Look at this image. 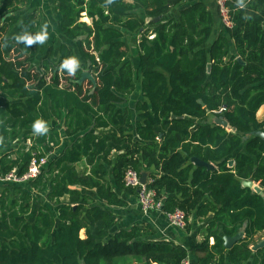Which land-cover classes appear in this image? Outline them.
<instances>
[{
  "label": "trees",
  "instance_id": "trees-1",
  "mask_svg": "<svg viewBox=\"0 0 264 264\" xmlns=\"http://www.w3.org/2000/svg\"><path fill=\"white\" fill-rule=\"evenodd\" d=\"M55 1L58 31L76 54L61 45L55 61L51 47L38 65L27 43L34 16L10 33L17 8L0 4V179L50 154L35 179L0 181V264L249 260L253 237L264 231L263 196L243 186L253 182L264 193V140L255 135L264 133L256 118L264 105V0H228L231 28L217 34L203 2ZM36 122L47 131L36 132ZM128 169L148 171L162 212L181 210L187 228L189 218L209 217L203 240L186 249L147 239L148 225L120 227L121 195L135 196L124 186ZM238 231L243 238L226 249L223 238ZM255 262L264 264V247Z\"/></svg>",
  "mask_w": 264,
  "mask_h": 264
},
{
  "label": "crops",
  "instance_id": "crops-1",
  "mask_svg": "<svg viewBox=\"0 0 264 264\" xmlns=\"http://www.w3.org/2000/svg\"><path fill=\"white\" fill-rule=\"evenodd\" d=\"M6 1L8 0H0V4ZM9 1L11 2V5L13 4V7L17 8L15 14L19 18L18 23L9 29L10 33L16 30L22 23H24L29 16H34L33 31L28 36V38H31L33 40V43L31 44L34 45L37 49V60L35 63L36 65L39 64L41 58L51 47H53L52 58L55 61H57L59 57L58 52L59 47L61 45H66L68 47L73 48L76 54L74 43L64 38L58 31V24L60 22L61 17L59 11L57 10V3L55 0ZM126 1L129 2L130 0ZM194 2H203L207 5L210 11H213L215 16V25L213 27V31L215 34L219 33L221 30H224L222 22L215 11L214 0H190L188 3ZM10 11L11 9L9 7L8 11L4 15V18L12 15ZM82 21L90 23L87 18H83ZM37 36H44L45 39L43 40V42H41L40 40L36 39ZM133 47L136 51V46H134V44ZM77 58L78 57H75V60ZM262 112H264V105L259 109L256 114V118L259 121L264 120V115H262ZM61 149L62 146L55 149L54 155L59 154ZM121 196L127 202V206L121 209L114 210L120 217V221L118 223L120 227H130L135 224L148 225L151 228V233L147 235V239L161 240L180 244L186 249H189L190 247L199 244L203 240L204 231L206 230V225L208 223V220L210 219L209 217L200 219L193 216L188 219L190 227L187 228L186 226L184 230H179L169 227L162 213L150 212L148 214H144L140 210L136 201V197L134 195L124 194ZM213 242V238H209V244L212 245ZM261 242H264V231L259 232L253 237L252 243L250 245V250L253 252V255L249 260H247L246 262L231 263L229 259L226 258L224 264H257V262H255V253L258 250L262 249L264 245L255 250L253 249V247L257 244H260ZM187 260L190 262V264H198L196 259L192 255L189 256Z\"/></svg>",
  "mask_w": 264,
  "mask_h": 264
},
{
  "label": "built area",
  "instance_id": "built-area-1",
  "mask_svg": "<svg viewBox=\"0 0 264 264\" xmlns=\"http://www.w3.org/2000/svg\"><path fill=\"white\" fill-rule=\"evenodd\" d=\"M215 1L218 7V12L221 18L223 28H231V22L229 20V11L227 8L228 0ZM223 110L224 108L222 109V111ZM49 155L50 154H46L43 157H36V155H34L31 159V162L29 163L28 170L24 174L18 175L16 171L13 170L7 176L0 179V181L20 184L35 179L37 175L40 174L41 170L46 166ZM140 174L141 173L135 170L128 169L125 172L123 179L124 186L126 188L134 189L136 201L140 210L144 214H148L150 212L162 213L169 227L184 230L187 225V218L185 213L178 209L174 210L171 213H163L162 201L156 200L155 192L147 187V182L146 184H142L140 182ZM182 264H190V262L186 259L182 262Z\"/></svg>",
  "mask_w": 264,
  "mask_h": 264
},
{
  "label": "water",
  "instance_id": "water-1",
  "mask_svg": "<svg viewBox=\"0 0 264 264\" xmlns=\"http://www.w3.org/2000/svg\"><path fill=\"white\" fill-rule=\"evenodd\" d=\"M156 20H158V18H155L154 21H156ZM238 61H240V60L238 59ZM71 64H73V61H71ZM208 68H210V65H208ZM84 77H87L91 81H94L93 78L91 77V75L89 73H87V72H84L82 74V78H84ZM198 103L201 104L202 106H204V104L202 103L201 100H199ZM172 118H174V117H172ZM215 122L218 125L222 126L223 128H227L228 127V123L225 120L221 119V118L215 119ZM230 130L234 131L235 129L231 128ZM255 135L260 136L264 140V133L256 132ZM191 162H193L196 167H205L208 170H213L215 168V166L213 164L205 163V162H203L201 160H198L196 158H192ZM228 166H230V167L233 166V161L232 160H230L228 162ZM147 178H148V172L147 171H142L141 174H140V182L142 184H146ZM243 186L247 187V188H251L257 194H261L263 196V200H264L263 190L259 186L255 185L253 182H249V181L243 182ZM243 235H244L243 232L240 231V232L236 233L232 237H224L223 238V241H224L223 242V246L226 249H230L235 243H237L243 237ZM263 245H264V242H261L260 244L255 245L253 247V249L255 250V249H257V248H259V247H261Z\"/></svg>",
  "mask_w": 264,
  "mask_h": 264
},
{
  "label": "rangeland",
  "instance_id": "rangeland-1",
  "mask_svg": "<svg viewBox=\"0 0 264 264\" xmlns=\"http://www.w3.org/2000/svg\"><path fill=\"white\" fill-rule=\"evenodd\" d=\"M138 35L137 34H134L133 35V41L135 42L136 40H138ZM130 39V38H128ZM136 54H137V51H135L134 47H133V43H131V52L129 54V57H128V60L129 62L133 65V70L136 71V68H137V58H136ZM135 82H136V85H139L140 84V80L138 77L135 78ZM263 111V110H262ZM262 115H264V112H262ZM264 117V116H263ZM50 156V155H49ZM37 201H35L34 203V206H36V204H38V202L36 203ZM34 208V207H33ZM34 209H32L33 211ZM32 215H33V212H31L27 218H28V221H31L32 220Z\"/></svg>",
  "mask_w": 264,
  "mask_h": 264
},
{
  "label": "clouds",
  "instance_id": "clouds-1",
  "mask_svg": "<svg viewBox=\"0 0 264 264\" xmlns=\"http://www.w3.org/2000/svg\"><path fill=\"white\" fill-rule=\"evenodd\" d=\"M36 39L43 42L45 37L44 36H37ZM27 43L31 44V43H33V40L31 38H27ZM71 61H73L75 67L78 66V62L75 59H73ZM65 66L67 67L68 64L66 63ZM33 127H34L35 131L38 133H42V132L47 131V127L45 126V124L43 122H36Z\"/></svg>",
  "mask_w": 264,
  "mask_h": 264
}]
</instances>
